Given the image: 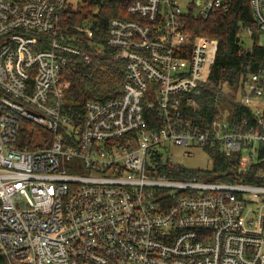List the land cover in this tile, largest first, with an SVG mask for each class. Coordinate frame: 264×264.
Instances as JSON below:
<instances>
[{"label": "built area", "instance_id": "obj_1", "mask_svg": "<svg viewBox=\"0 0 264 264\" xmlns=\"http://www.w3.org/2000/svg\"><path fill=\"white\" fill-rule=\"evenodd\" d=\"M91 1L0 0V257L264 264V62L246 66L232 109L217 110L206 126L195 119L218 40L192 38L185 26L227 13L232 0L131 2V18H112L107 30L117 51L110 59L126 63L122 95L87 101L75 115L63 105L62 72L102 57L71 44L91 37L70 21ZM250 5L257 35L241 28L239 54L264 48V0ZM149 110L159 124H149ZM168 144L219 147L258 182L168 177L158 162L181 167L165 156Z\"/></svg>", "mask_w": 264, "mask_h": 264}, {"label": "trees", "instance_id": "obj_2", "mask_svg": "<svg viewBox=\"0 0 264 264\" xmlns=\"http://www.w3.org/2000/svg\"><path fill=\"white\" fill-rule=\"evenodd\" d=\"M133 1H91L90 5L78 11L70 19L72 23L87 27L91 35L86 42L79 45L76 42L71 44L87 51L98 49L102 54L101 58H95L90 63L76 60L67 65L62 72V80L65 83L63 105L71 113L82 115L84 103L87 101L105 102L122 95L126 80V63L124 60L110 59V56L117 51L107 46V30L112 18H131L127 14V6ZM185 28L192 38L203 36L218 40V50L209 81L202 87L197 99L199 110L195 119L206 126L217 110L233 108L234 93L240 85L246 66L251 64L253 70H256L257 62H264V48L254 45L251 52L243 51L239 54L240 50H243L238 36L241 28H249L256 32L250 0H232L231 8L227 13L212 12L206 19L190 17ZM190 115L193 116L192 113ZM156 117L154 110L147 112L149 124L150 122L159 124ZM152 127L154 126L149 129ZM204 151L212 159L211 170L170 168L158 162L159 172L172 178H196L213 183L258 182L253 176L238 173L239 156L229 159L219 147L205 148ZM254 173L255 171L252 175ZM0 264L9 263L5 257H0Z\"/></svg>", "mask_w": 264, "mask_h": 264}, {"label": "rangeland", "instance_id": "obj_3", "mask_svg": "<svg viewBox=\"0 0 264 264\" xmlns=\"http://www.w3.org/2000/svg\"><path fill=\"white\" fill-rule=\"evenodd\" d=\"M251 33L252 35H254V33L255 35H257L256 32H254L253 30H251ZM243 39L245 49H251L253 42L250 38V35L248 33H244ZM23 127H25L27 131H30L33 128L28 124L23 125ZM166 148V150H169L170 153L165 154V156H170L175 163H177L183 168L191 170H211L212 168V159L209 158V156L205 153L204 149L200 146L190 145L188 147H185L168 144Z\"/></svg>", "mask_w": 264, "mask_h": 264}]
</instances>
